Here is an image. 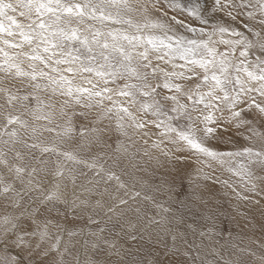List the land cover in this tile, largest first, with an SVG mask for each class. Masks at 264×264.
Instances as JSON below:
<instances>
[{"label": "clouds", "instance_id": "clouds-1", "mask_svg": "<svg viewBox=\"0 0 264 264\" xmlns=\"http://www.w3.org/2000/svg\"><path fill=\"white\" fill-rule=\"evenodd\" d=\"M199 3L207 25L172 0H132V18L148 25L146 39H192L189 25L264 35V16L250 18L241 0ZM166 54L138 60L139 79L78 72L63 89L42 88L43 117L16 105L25 126L0 144V264H264V113L222 107L206 120L191 99L195 66L170 99L150 69L176 70ZM19 93L32 97L30 82Z\"/></svg>", "mask_w": 264, "mask_h": 264}, {"label": "snow or ice", "instance_id": "snow-or-ice-1", "mask_svg": "<svg viewBox=\"0 0 264 264\" xmlns=\"http://www.w3.org/2000/svg\"><path fill=\"white\" fill-rule=\"evenodd\" d=\"M215 3L216 10L231 7L227 0ZM172 7L207 25L199 0H191L189 5L172 0ZM240 7L248 10L250 18L264 16V0H241ZM134 12L132 0H16L15 6L0 0V94L5 96L0 144H14L18 129L25 126L16 111L21 101L29 102L34 116L45 115L48 105L38 95L42 88L63 89L78 72H92L105 81L117 76L139 79L136 62L147 63L149 52L160 49L167 50L166 63L176 70L165 71L155 64L150 69L158 80L163 77L159 91L170 99H175L172 93L186 69L195 66L202 79L187 74L190 82L199 81L191 99L201 106L206 120L213 119L212 113L222 107L231 109L236 117L241 116L240 109L245 105L264 113V35L246 36L223 25L209 30L189 25L192 39H146L148 25L135 22ZM217 44L222 47L218 49ZM24 82H30L33 89L30 98L19 93V85ZM107 91L95 95L103 99ZM120 95L135 103L129 92L121 91ZM144 95H149L147 90ZM144 107L152 111L158 108L151 103ZM182 107L177 105L176 110ZM120 111L128 109L121 106ZM161 126L166 125L161 122ZM0 160H6L2 152ZM0 188L7 190L2 183Z\"/></svg>", "mask_w": 264, "mask_h": 264}]
</instances>
